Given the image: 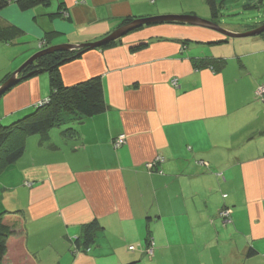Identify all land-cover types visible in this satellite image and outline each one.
<instances>
[{
	"label": "crops",
	"instance_id": "1",
	"mask_svg": "<svg viewBox=\"0 0 264 264\" xmlns=\"http://www.w3.org/2000/svg\"><path fill=\"white\" fill-rule=\"evenodd\" d=\"M62 2L68 19L48 17L57 1L29 11L11 2L0 22L42 37L37 45L51 33L53 46L98 41L125 18L212 16L206 0ZM219 40L199 26L144 25L61 65L67 86L99 77L106 110L64 114L44 139L12 137L24 152L0 170V217L10 230L3 264H264V100L255 96L264 85V39L211 44ZM20 41L0 43V80L39 50ZM207 57L225 65L194 66ZM40 74L0 97V123L49 96ZM119 134L125 142L116 148ZM156 156L163 162L149 169ZM93 220L101 227L94 244L75 251Z\"/></svg>",
	"mask_w": 264,
	"mask_h": 264
},
{
	"label": "trees",
	"instance_id": "2",
	"mask_svg": "<svg viewBox=\"0 0 264 264\" xmlns=\"http://www.w3.org/2000/svg\"><path fill=\"white\" fill-rule=\"evenodd\" d=\"M53 1L58 2L57 9L54 12H50L48 17L51 19H68L69 17L65 12L66 9L62 0H0V10L5 8L11 2H14L21 11H26L37 6H47ZM225 1L226 0H206V3L211 10L212 21L215 22V17L219 15V9ZM132 20L134 19L125 18L121 20L120 26L125 25ZM263 22L264 21H262L260 24ZM142 27L143 26L134 30L140 29ZM50 34L51 33H46L42 39V42L38 43V47L40 49L50 47L48 46V41L46 42ZM22 36L23 31L19 27L12 24H3L0 22L1 44H14L15 42H18ZM257 36H261L264 39V32ZM120 39L121 38L106 42L104 45H101L96 49H107L113 47L120 41ZM225 40L211 42V44L223 45L225 42H227ZM142 46L144 45L135 46L131 50H138ZM37 51L31 53L21 63H24ZM77 51L80 52V54H77ZM84 52L86 51H54L38 57L21 71L19 76L21 77L20 80L29 78L31 76H36L37 74L43 72L47 73L49 82V96L45 100L36 103L30 111L21 115L12 122L8 124L0 123V170L4 166L15 162L24 152L23 143L18 145L12 142V137L17 132H20L21 134H40L44 139L47 137V132L54 126L58 125L61 120V116L64 114L69 113L74 115L76 114L80 117H92L101 114L106 110L107 105L103 97V89L99 77H91L72 86L65 85L62 80L60 72L61 65L80 57ZM225 62L226 58L223 57H207L195 59L193 64L197 68H210L212 71H219L225 65ZM10 76L11 72L4 74L1 77L0 85L4 83ZM4 93H2L0 97H2ZM263 100L264 95L262 96V101ZM100 230L101 227L95 220L84 225L81 237L75 240V251L81 249L86 250L91 245H93L96 235ZM9 235L10 230L8 227L4 226L0 217V264H3V259L7 251L6 240Z\"/></svg>",
	"mask_w": 264,
	"mask_h": 264
},
{
	"label": "water",
	"instance_id": "3",
	"mask_svg": "<svg viewBox=\"0 0 264 264\" xmlns=\"http://www.w3.org/2000/svg\"><path fill=\"white\" fill-rule=\"evenodd\" d=\"M160 23L188 24L192 26L207 28L223 35L226 39L225 41H228V39H233V38H246V37L257 36L264 32V22L252 30H248L245 32H232L224 29L223 27L219 26L216 22L212 20L201 19L195 15H159L153 17L138 18L132 20L131 22L125 25L119 26L109 35L95 42L82 43L79 45L59 44L37 51L31 57H29L24 63H22L20 67H18V69H16L2 85H0V95L5 91H7L9 88H11L13 85H15L20 78L19 74L21 73V71L40 56L59 50L72 51V50L81 49L83 51H87V50L96 49L99 48L101 45H104L106 42L121 38L128 32L138 27L144 25H150V24H160Z\"/></svg>",
	"mask_w": 264,
	"mask_h": 264
},
{
	"label": "rangeland",
	"instance_id": "4",
	"mask_svg": "<svg viewBox=\"0 0 264 264\" xmlns=\"http://www.w3.org/2000/svg\"><path fill=\"white\" fill-rule=\"evenodd\" d=\"M183 5H185V4H183ZM204 7H206V6H204ZM197 8H199V7H197ZM218 14L219 15H217V17H215V22L219 26L223 27L224 29L230 28V27L238 28L239 30L243 29V31H240V32L252 30L258 26H256V27L254 26L253 28L247 29L244 31V29H246L248 26H252L254 23H257V21L258 22H260L262 20L264 21V0H227L225 3H223L221 8L219 9ZM171 15H173V14H171ZM194 15L201 18V19H208V18L203 17L204 15H202L201 13H197ZM155 16H159V15H155ZM151 17H153V16H151ZM31 18H33V14L31 15ZM29 26H31L32 30L34 31V29H36L35 20H33V22L29 21V25L27 28H29ZM23 31L25 34H23L24 36L20 39L21 40L20 42H22L21 45L23 47L24 46L27 47L30 45L38 46L36 43L42 37H37V36L31 37V35L28 31H26V30H23ZM253 37H256V36L246 37V38H233L231 41H235L236 43H241L244 41H249L247 39H253ZM42 49L43 48H41V49L39 48L38 51H40ZM72 51H74V50H72ZM77 54H80V52L78 53V51H77ZM21 64L22 63H20V65ZM20 65L18 67H20ZM18 67L16 69H18ZM14 71H15V69L11 72V74ZM20 74H19V76H20ZM40 75L48 77L47 73H45V72H43ZM20 79H21V77L19 78V80L17 81V83L15 85L22 82V80H20ZM15 85H13V86H15ZM65 115H67V118H69V119L74 118V116L69 114V113L65 114ZM65 115H63L62 117H64ZM68 122L71 123L73 121L72 120H68V121L65 120L64 123H68ZM62 123H63V121L60 124L62 125ZM27 185H29V184H27Z\"/></svg>",
	"mask_w": 264,
	"mask_h": 264
},
{
	"label": "built area",
	"instance_id": "5",
	"mask_svg": "<svg viewBox=\"0 0 264 264\" xmlns=\"http://www.w3.org/2000/svg\"><path fill=\"white\" fill-rule=\"evenodd\" d=\"M171 83L173 85H176V81L175 79H172L171 80ZM264 95V85H259L257 87V89L255 90V96L260 100H262V96ZM125 142V135L124 134H119L117 135L114 139H113V145L114 147H120L121 145H123ZM163 157L162 156H156L151 162L147 163V167L149 169H152L154 166H157L158 164H161L163 162ZM220 216L223 218V219H227L228 216H229V210L226 209V208H223L221 211H220ZM130 250L133 249V246H129L128 247ZM146 252L147 253H151V248H147L146 249Z\"/></svg>",
	"mask_w": 264,
	"mask_h": 264
}]
</instances>
